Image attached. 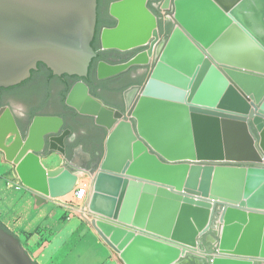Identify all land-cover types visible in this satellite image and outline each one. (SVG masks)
Listing matches in <instances>:
<instances>
[{
  "label": "water",
  "instance_id": "1",
  "mask_svg": "<svg viewBox=\"0 0 264 264\" xmlns=\"http://www.w3.org/2000/svg\"><path fill=\"white\" fill-rule=\"evenodd\" d=\"M97 1L0 0V88L25 82L39 63L58 77H88L97 56ZM147 3H113L116 25L99 37L101 51L145 48L95 69L103 81L149 68L131 109L107 105L83 80L65 100L107 133L94 173L82 163L43 165L46 148L67 156L70 130L57 116L35 117L23 137L12 111L1 108L0 150L21 183L48 200L70 194L90 173L92 219L85 220L122 264H263L257 259H264V0H164L174 25L162 42ZM49 89L58 99L65 92L56 81ZM233 92L242 109L224 102ZM225 123L246 124L241 141L261 163L226 154ZM197 248L204 256L190 251ZM0 264H35L1 226Z\"/></svg>",
  "mask_w": 264,
  "mask_h": 264
},
{
  "label": "crops",
  "instance_id": "2",
  "mask_svg": "<svg viewBox=\"0 0 264 264\" xmlns=\"http://www.w3.org/2000/svg\"><path fill=\"white\" fill-rule=\"evenodd\" d=\"M76 160L79 163L81 158L76 156ZM70 162L56 152L42 155L48 170ZM90 173L85 174L89 183ZM69 213L62 200H48L26 188L14 166L0 155V222L9 231L18 230L10 232L35 264H122L118 255L102 244L92 226L70 218Z\"/></svg>",
  "mask_w": 264,
  "mask_h": 264
},
{
  "label": "flooded vegetation",
  "instance_id": "3",
  "mask_svg": "<svg viewBox=\"0 0 264 264\" xmlns=\"http://www.w3.org/2000/svg\"><path fill=\"white\" fill-rule=\"evenodd\" d=\"M117 1L120 0L97 1V26L95 36L96 34L98 35V51L96 52V58L99 54H101L110 58L124 56L128 57V60H130L137 53L144 51L145 49L144 48L122 54L121 52L117 51H101L99 41L100 32L104 28L114 27L116 25V22L109 14V9L110 6ZM163 2L164 0H148L147 3L148 7L156 14L158 18L161 42L165 40L174 25L173 19L170 16V10H165V14L162 12ZM119 62L120 61L117 63ZM97 63L98 62H95L93 64V70L91 73L96 79L97 77L95 69ZM148 72L149 68L134 67L128 70L127 74L125 75H119L120 77L117 76L103 80L105 83L97 85L96 89L98 93L109 103V106L122 111H129L138 95L140 88L143 85L142 84L139 86L136 84V82H138L143 77H145L146 81ZM28 80L29 82L26 83V85H22L23 83H21L15 87L4 89L0 88V109L8 107L12 111L23 137L26 135L28 127L35 117L57 116L62 118L64 121V131L70 130V134L65 139L67 154L66 157L68 158L69 156L70 161L74 162L76 160V156H79L81 158V161H79L80 164H84L87 169H95L99 163L101 154L105 152V140L107 137L106 131L103 128L96 126L93 118L81 115L77 117L74 115V113H72V111H68L66 109L68 106L63 104L62 101L58 99L56 92H53L51 89H49L54 81L59 83L60 87H65L66 84L65 82L58 79L49 80L48 68L38 67V69L35 71V75H31ZM41 84H44L45 86ZM13 93H16L20 96L22 95L24 97H34V102L36 103L32 107L21 103L22 107L16 110L14 105L10 102V96ZM39 105H51L59 108L61 107V111L44 113L38 109ZM84 118H89L91 120L92 125H90V127L87 128L81 123ZM77 125H79V128L76 127ZM46 152H49L48 148H46L44 151V153Z\"/></svg>",
  "mask_w": 264,
  "mask_h": 264
},
{
  "label": "bare ground",
  "instance_id": "4",
  "mask_svg": "<svg viewBox=\"0 0 264 264\" xmlns=\"http://www.w3.org/2000/svg\"><path fill=\"white\" fill-rule=\"evenodd\" d=\"M224 102L227 105H230L232 108L234 109H242L244 106V101L240 98L239 95H237L235 92L231 93L229 96H227L224 100ZM222 122V121H221ZM225 125L227 126V129L230 131V135H231V149L229 150V152H227L226 154L229 155V157H231L234 160H243V161H248V162H262L260 159V157L253 152L250 153L247 151V148L249 147L248 145L246 146V144L244 142H242V138L244 136L247 137L248 134H246L245 129H246V124L244 123H225ZM247 131V130H246ZM250 139V137H249ZM200 143L203 145L204 148H206V144H207V140L203 137L200 138ZM253 148V146H252ZM204 154L206 155H210V151L206 150L204 151ZM75 164L77 163V160L74 161ZM202 178H200L199 182L201 181ZM192 251V253L200 255V256H204V254L201 253V251L199 250V248H197L196 250H190ZM231 255H227V254H216V257H230ZM259 261H261L264 264V259H257ZM256 261V260H255ZM183 264V263H180Z\"/></svg>",
  "mask_w": 264,
  "mask_h": 264
},
{
  "label": "trees",
  "instance_id": "5",
  "mask_svg": "<svg viewBox=\"0 0 264 264\" xmlns=\"http://www.w3.org/2000/svg\"><path fill=\"white\" fill-rule=\"evenodd\" d=\"M98 35L96 34L95 38H94V41L92 42V47L94 49L95 52L98 51ZM122 54V53H121ZM129 58L128 57H124V56H118L117 58H110V57H107V56H103L101 54L98 55L97 58L93 59L92 63H91V66H90V69H89V75L88 77L84 78V79H80L76 76H68V75H62L61 77H57L55 76L51 70H49V80H53V79H58L60 81H63L65 82V92L63 93V97H62V103L65 104V99L69 93V91L71 90L72 86L77 82V81H80V80H83L90 88V93L104 101L107 105H109V103L98 93L97 91V85H101V84H104L105 81H98L95 77L92 76V70H93V64L95 62H100V61H107L109 63H112V64H117L118 61H120L119 63H123V62H126ZM38 67H45L47 68L44 64L42 63H39L38 64ZM127 74L126 73H123L121 74L120 76L122 75H125ZM32 75L34 76L35 75V71L32 72ZM118 76V77H120ZM29 80H27L26 82H23L22 85H26V83H28ZM145 82V77L141 78L138 82H136L137 85L141 86L142 84H144ZM133 84V83H132ZM4 89V88H3ZM66 107V106H65ZM68 111H72V113H74L75 116H79V114H77L73 109H70V108H66ZM104 156V152L101 154L99 160H101ZM68 159H69V156H68ZM0 226L7 232L11 233L4 225L1 224L0 222ZM13 234V233H11Z\"/></svg>",
  "mask_w": 264,
  "mask_h": 264
},
{
  "label": "rangeland",
  "instance_id": "6",
  "mask_svg": "<svg viewBox=\"0 0 264 264\" xmlns=\"http://www.w3.org/2000/svg\"><path fill=\"white\" fill-rule=\"evenodd\" d=\"M39 84V83H38ZM41 85H43V86H45L44 84H41ZM63 97V96H62ZM34 97H24V96H20V95H17L16 93L15 94H11V96H10V102L14 105V107H15V109L16 110H18V108H21L22 106V104L21 103H24L25 105H29V106H33V105H35V103L36 102H34ZM61 101H62V98L60 99ZM39 107V106H38ZM61 108V107H60ZM59 107H54V106H51V105H44L43 106V108L40 110L41 112H44V113H46V112H60L61 111V109H60ZM81 123L85 126V127H90V125H92L91 124V120L89 119V118H84L82 121H81ZM79 125H77L76 127L77 128H79L78 127ZM105 136V135H104ZM12 141V138H9L8 140H7V144L8 143H10ZM105 153V152H104ZM4 154V152L2 151V150H0V155H3ZM4 156H5V154H4ZM77 159H79V158H77ZM79 161H81V160H78V162ZM101 160H99V162H100ZM80 163V162H79ZM85 178H87L85 175H83V176H81L80 178H79V180H78V183H89L88 182V179H85ZM78 183H77V185H78ZM76 185V186H77ZM88 185H90V188H91V186H92V181H91V183H89ZM75 189V188H74ZM73 192H74V190L70 193V194H68V195H66L65 197H62V198H60L59 200H62V202H63V204H64V207H66L67 206V210H69V212L70 211H73V213H75V214H72L71 212L69 213V216H70V218H72V217H74V218H76V219H79V220H81L80 219V206H81V204L79 203V204H76V203H73L72 202V197H73ZM218 210V209H217ZM221 214V208H220V210L219 211H217V217H216V219L219 217V215ZM87 216V218L88 219H92L91 218V213L89 212V214L88 215H86ZM36 218H41V216L40 215H36ZM218 220V219H217ZM1 221H3L2 219H1ZM82 221V223H86V224H88L87 222H86V220L85 219H82L81 220ZM217 223V222H216ZM90 225V224H89ZM91 226V225H90ZM12 228V227H11ZM11 232H18V230H10ZM99 239L101 240V238L99 237ZM101 242H102V244H104L105 245V243L101 240ZM106 246V245H105ZM191 263L190 264H199L197 261H190ZM183 264H189V261L188 262H184Z\"/></svg>",
  "mask_w": 264,
  "mask_h": 264
},
{
  "label": "built area",
  "instance_id": "7",
  "mask_svg": "<svg viewBox=\"0 0 264 264\" xmlns=\"http://www.w3.org/2000/svg\"><path fill=\"white\" fill-rule=\"evenodd\" d=\"M162 12L165 14V10H162ZM90 185L87 183H78V185L75 187L72 197V202L76 204H81L80 206V219H88L86 215L89 214L88 209V199H89V193H90ZM67 208V206H66ZM72 214L73 211H70Z\"/></svg>",
  "mask_w": 264,
  "mask_h": 264
}]
</instances>
